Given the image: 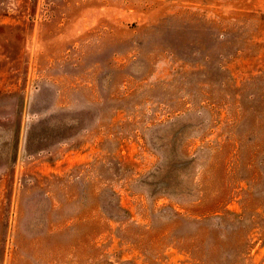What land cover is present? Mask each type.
<instances>
[{
	"label": "rangeland",
	"instance_id": "obj_1",
	"mask_svg": "<svg viewBox=\"0 0 264 264\" xmlns=\"http://www.w3.org/2000/svg\"><path fill=\"white\" fill-rule=\"evenodd\" d=\"M0 264H264V0H0Z\"/></svg>",
	"mask_w": 264,
	"mask_h": 264
}]
</instances>
